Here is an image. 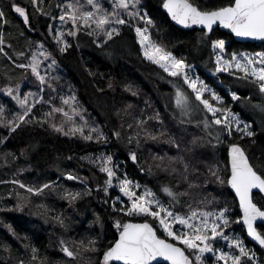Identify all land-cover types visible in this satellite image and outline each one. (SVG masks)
Returning <instances> with one entry per match:
<instances>
[{
	"label": "trees",
	"instance_id": "trees-1",
	"mask_svg": "<svg viewBox=\"0 0 264 264\" xmlns=\"http://www.w3.org/2000/svg\"><path fill=\"white\" fill-rule=\"evenodd\" d=\"M58 1L43 0V7L53 16H58L60 8H49V5H54ZM195 2L201 7L212 8L226 5L230 0H195ZM13 3L28 9L31 27L25 25L22 17L15 13L11 7ZM142 7L160 29L161 42L177 57H186L187 62L194 66V73L223 97L225 105L230 107L232 112L237 113L242 121L250 124L256 135L240 139L242 134L233 130L230 137L224 136L222 142L217 143L214 137L206 136L201 128L196 127L194 121L192 124L179 123L174 118V103L169 100L174 89L170 81L178 82L177 78L170 77L158 65L144 58L135 33L130 28L123 27L121 35L114 37L103 47L98 46L94 37L83 33L75 38L68 37L72 46L61 53L59 45L54 44L52 40L53 32L47 31L49 26L54 28V20L35 12L31 0H0V8L5 12V17L0 19V33L5 36L6 42L3 47L8 54L5 56L0 53V97L4 89L9 86L15 87L26 82L22 91L29 87L32 74L17 65L27 62L30 50L41 42L55 57L56 65L62 73L63 84L72 88L78 105L86 110L93 126L102 128L109 137V142L106 144L97 143L95 140L85 141L78 136L70 137L56 133L49 128V124L22 125L15 133L0 128L2 156L0 178L21 180L28 177L33 187H40L45 183L55 186L54 191L46 189L41 195L33 197L24 195L26 211L21 215L15 211L13 214L12 211L17 209V194L20 196L25 190L19 187L12 188L10 184L5 189H0L2 191L0 203L3 205H0V264H17L21 258L28 264L30 249H26L25 244H31L39 249V260L43 261V264H88L84 260L72 261L67 258L60 250V240L63 239L66 243L84 240L87 243L90 237L100 241V252L92 256V264H98L105 242L114 241L118 237L114 227L115 219H120L122 223L144 222V217H128L124 213L112 210L111 200L117 195L128 203L127 198L123 197L115 187L109 190L108 196L103 192L93 191L91 196H84L71 204L62 198L65 190L83 192L86 187L83 178H87V187L93 189L106 179V174L99 172L98 168L90 164L85 157L98 156L101 153L112 155L122 172H126L129 178L138 181L142 186L157 192V195L167 203V197L159 191L160 186L169 183L175 185L177 178L157 169L153 159L154 155H163L165 148L160 141L166 140L167 137L158 140L142 137L139 147L134 141L130 144L127 140L128 137L135 136L137 121L147 120L156 111L164 121L166 132L175 136L180 144V136L184 132L192 134L190 141L193 136L204 137L196 148L193 160L196 167L199 169L202 167L204 171L196 181L202 186L194 190L193 196L197 200L207 197L210 202L208 210H218L226 204L234 218L241 216L238 201L229 185H220L214 177L208 175L201 158L204 152L208 154L207 149H209L218 152L221 164L229 165L228 148L229 144L235 141L244 145L252 155L264 159V114L254 107L261 104L264 94L259 93L255 85L238 80L227 72L216 73L214 70L216 53L210 41L224 38L227 53L261 52L264 51V42L237 41L233 35L220 28L214 29L208 35L204 34L206 30L181 29L173 24L164 12L162 0H142ZM5 19L7 23L4 22ZM153 36L156 38L155 33ZM20 52L26 55L21 57L18 55ZM12 60L16 63L14 64ZM48 80L52 84L51 76ZM182 86L190 92L186 85ZM34 88L36 89L35 85ZM233 91L241 96L240 101L231 99ZM133 92L137 94L133 95ZM60 97V88L52 91L47 86L43 96L46 103H38L33 109L35 115L30 118L35 120L54 106L62 107ZM47 101L51 102L47 103ZM1 106L10 112L20 111L19 106L9 96H3ZM147 127L156 131L160 128L155 120H149ZM116 131L121 133L120 139L114 135ZM169 149L174 147L171 146ZM133 150L137 153L136 162L130 158V152ZM168 152L171 155L175 154L173 151ZM185 157H190V154ZM3 158L7 159V163L2 160ZM149 166L151 172L147 170ZM69 173L81 179L69 180L67 179ZM229 173V168H225V180ZM185 188L186 185L180 186L179 190ZM3 197L5 198L2 200ZM213 198L214 203H211ZM106 200L108 203L104 202ZM187 200L188 197L182 199L179 211H187L183 206ZM119 207L121 205L118 203L117 208ZM3 209L9 211L5 212ZM59 214L65 218L67 229L54 222L53 217ZM97 216L102 218L103 223L97 222ZM147 219L155 227H159L151 218ZM9 224L13 227L12 231L9 229ZM13 231L16 235H13ZM233 233L240 236L244 244L255 252L259 264H264V249L249 239L243 225L233 223L227 234ZM5 247L10 250L5 251ZM219 247L228 250L226 242H220ZM206 260L208 264H213L211 254H206Z\"/></svg>",
	"mask_w": 264,
	"mask_h": 264
},
{
	"label": "snow or ice",
	"instance_id": "snow-or-ice-1",
	"mask_svg": "<svg viewBox=\"0 0 264 264\" xmlns=\"http://www.w3.org/2000/svg\"><path fill=\"white\" fill-rule=\"evenodd\" d=\"M31 4L35 12L52 20L59 19L61 25L71 23V28L66 31L57 29L52 35V40L59 45L61 53L72 46L66 37L75 38L83 33L94 37L98 46L103 47L114 37L120 36L123 27L130 28L135 33L144 58L158 65L170 77L177 78L178 82L170 81L173 83L174 93L169 100L174 103V118L179 123L192 124L195 121L196 127L201 128L206 136L214 137L217 143H221L224 136L230 137L233 130L242 134L240 139L256 135L251 125L242 121L237 113L232 112L231 108L225 105L223 97L194 73V66L187 62L186 57H177L161 42L160 29L142 7V0H110L107 6L102 0H68L67 3L49 5V8L61 9L58 17L45 10L43 0H31ZM162 6L167 10L172 21L185 28L201 26L206 30L205 35L212 33L214 26H222L230 29L236 37L264 41V0H230L226 5L212 8L201 7L195 0H162ZM11 7L22 17L23 23L31 27L28 9L17 3H13ZM4 17L5 12L0 8V19ZM4 22L7 23L6 19ZM47 31L52 33V27L49 26ZM5 42V36L0 33V53L7 56L3 47ZM210 43L216 53L214 69L216 73L227 72L238 80L255 85L258 92L264 94V51L227 53L224 38H216ZM8 47L10 48L11 45L9 44ZM18 55L24 57L26 54L20 52ZM8 58L12 59V57ZM48 60H51L48 68H53L57 64L52 53L40 43L36 52L30 56L29 62L17 66L29 69L39 82V86L47 85L55 91V87L49 83L47 69L43 72L41 70L42 65ZM182 85H186L190 92ZM4 91L20 109L10 112L0 106V127L6 128L9 133H15L26 124L36 123L41 126L49 124L54 132L64 136H78L85 141L95 140L97 143L109 142V137L102 128L91 126L84 119L75 95L60 97L62 104L67 105L70 111L64 107L54 106L49 112L33 120L30 118L35 115L33 109L38 103H46L43 96L32 92L20 95L19 85L16 88L9 86ZM136 94L133 92V95ZM231 99L240 101L242 98L233 91ZM254 107L264 113V103ZM53 113L62 114L64 119L59 124L55 123L51 119ZM77 117L80 118V122L77 121ZM149 120H155L159 124V131L147 127ZM136 127L135 136L128 137V143L134 141L139 147L142 137L151 140L167 137L165 142L178 150L176 156L156 155L153 158L156 168L169 176H175L177 182L175 185L169 183L160 186L159 191L167 197L165 203L157 192L142 186L138 181L129 178L126 172H122L112 155L101 153L98 156L85 157L90 164L98 168L99 172L106 174V179L93 189L87 187V178H83L86 185L83 192L65 190L62 198L71 204L84 196H91L93 191L103 192L108 196L109 190L115 187L123 197L127 198L128 203L117 195L111 200L112 210L124 213L128 217L145 218L142 223L131 221L122 223L120 219H115L114 227L118 232V239L105 242L98 264H166V262L167 264H208L206 254H211L213 264H259L255 252L244 244L243 239L235 233L227 234V230L233 223H242L246 226L247 235L264 247V231H261L264 229V159L252 155L244 145L234 141L229 144L228 149L230 168L229 165L222 166L217 163L207 169L208 175L214 177L220 185H230L238 197L242 216L234 218L226 204L218 210H208L210 202L207 197L197 200L193 196L194 190L202 186L196 181L203 173H200L193 159L196 148L204 137L193 136L192 140L182 148L177 139L166 132L164 121L158 111L147 120H138ZM114 135L117 139L121 137L119 131ZM187 154H190L191 158L186 159ZM130 158L133 162L137 161L136 151L130 152ZM224 168H229L230 174L227 180L221 175ZM147 170L151 172V166ZM67 179L81 178L69 173ZM13 183L19 184L21 189H26L27 193L34 195H41L46 189L55 190L54 185L47 183L40 187L29 186L18 180H14ZM181 183L186 185L184 190H179ZM17 195L16 208L23 211L26 197ZM185 197H188V200L183 206L187 211L181 212L178 208L182 206L181 201ZM104 202L108 203L107 200ZM118 203L121 205L119 208H117ZM211 203H214V198ZM147 218H151L159 227L148 222ZM53 220L67 229L62 214L53 217ZM97 222L103 223L102 218L97 216ZM9 229L11 230V226ZM13 235H16L14 231ZM220 242H226L228 250L219 247ZM99 245L100 241L93 237L88 238L87 243L84 240L67 243L63 239L60 240V250L67 258L72 261L86 259L88 264H92V256L100 252ZM25 248L30 249L28 264L32 262L43 264V261L39 260L38 248L31 244H25ZM9 250L5 247V251ZM85 253L89 255L85 257ZM17 264H26V262L20 259Z\"/></svg>",
	"mask_w": 264,
	"mask_h": 264
},
{
	"label": "rangeland",
	"instance_id": "rangeland-1",
	"mask_svg": "<svg viewBox=\"0 0 264 264\" xmlns=\"http://www.w3.org/2000/svg\"><path fill=\"white\" fill-rule=\"evenodd\" d=\"M58 1V0H57ZM60 2H63V3H67L68 2V0H60ZM59 1H58V3H60ZM102 2H104L105 3V5L107 6V4L108 3H110V0H102ZM59 14H61V9H60V11L58 12ZM58 14V15H59ZM58 17V16H57ZM53 34H55V32H56V30L57 29H61V30H67L68 28H71L72 27V25H71V23L69 22V23H67L66 25H61V22L59 21V19H56V20H54V24H53ZM68 37H66V39H67ZM41 43V42H40ZM40 43H37L31 50H30V56L33 54V53H35L36 52V50H37V48L39 47V45H40ZM54 44H55V42H54ZM45 46V45H44ZM45 48L48 50V47H46L45 46ZM49 51V50H48ZM53 55V54H52ZM30 56H29V58H30ZM29 58H28V61L27 62H25V64H27L28 62H29ZM12 62L15 64L16 63V61H14V60H12ZM51 63V60H48V61H45V63L42 65V72H43V70L44 69H47V71H48V77L49 76H51V78H53V77H57L58 79H52V85L55 87V88H60V90H61V97H65V96H70V95H74V91L72 90V88L70 87V86H68V85H64L63 83H64V81L62 80V73H61V70H59L58 69V67H57V65H55L53 68H48V65ZM27 70H29V69H27ZM30 71V70H29ZM30 73H31V71H30ZM30 82V84H29V87L28 88H26L25 89V91H22V89H23V87H24V85L26 84V82H24V83H21V84H19V94L20 95H27L29 92H32V93H34V94H36V93H39V96H44V94H45V91H46V88H47V85H45V86H39V82L38 81H36V79H35V77L32 75V80L31 81H29ZM34 85L36 86V89L34 88ZM17 86H15V87H12V88H16ZM173 93H174V89H173V92H172V95H173ZM3 96H8L7 95V93L6 92H4L3 91V94H2V96L0 97V106L2 105V98H3ZM37 98H39V97H37ZM62 103V102H61ZM171 103H172V101H171ZM262 103H264V100H262L261 101V104ZM62 107H64L66 110H69L70 111V109H68V106L67 105H63L62 104ZM79 108L81 109V111H82V113H83V116H84V119H86L88 122H89V124L91 125V126H93V123H91V120L88 118V113L86 112V110L85 109H83L81 106H79ZM262 113V112H261ZM264 114V113H263ZM52 120H54V122L55 123H57V124H59L63 119H64V117L62 116V114H58V113H53V117L51 118ZM77 121L78 122H80V118L79 117H77ZM194 123H195V121H194ZM50 126V125H49ZM48 126V127H49ZM0 128H3V127H0ZM50 129H52L51 127H49ZM57 133V132H56ZM168 133V132H167ZM168 134H170V133H168ZM170 135H172V134H170ZM195 135H196V133H195ZM70 137H73V136H70ZM175 137V136H174ZM191 137H192V134L191 133H188V132H184L183 134H181V136H180V141H181V147L183 148L185 145H187L188 144V142L190 141V139H191ZM176 138V137H175ZM167 139V138H166ZM177 139V138H176ZM166 140H164V141H160V143H161V145H162V147H164L165 148V151L163 152V155L162 156H176L177 155V153H178V150L173 146V145H167V144H169V143H166L165 142ZM171 146H173L174 147V149H169V147H171ZM168 151H173L175 154L174 155H171V154H169V152ZM207 151H208V154H206V152H204V154L202 155V160H203V163H204V165L206 166V171H207V169L209 168V167H211V166H213L214 164H217V163H219V164H221L220 162H219V155H218V152H214L213 150H209V149H207ZM154 155V154H153ZM154 156H156V155H154ZM0 157H2L1 156V154H0ZM186 159H189V158H191V157H185ZM195 158V157H194ZM4 162H6L7 161V159L6 158H3L2 159ZM194 160V159H193ZM7 163V162H6ZM194 163V162H193ZM222 166H223V164H221ZM225 169V168H224ZM224 169L222 170V172H221V175H223L224 176ZM199 171H200V173H203L204 171H203V169H202V167L199 169ZM204 174V173H203ZM230 174V173H229ZM14 180H18V181H20V182H22V183H24V184H26V185H29V186H32V185H30V182H29V180H28V177H25V178H23V179H21V180H19V179H4V178H0V189H2V188H6L7 186H9V184L12 186V188H14V187H19V184H14L13 183V181ZM180 186L181 187H184L185 186V184H183V183H181L180 184ZM20 188V187H19ZM23 190H25L23 193H21L20 194V196H23L24 197V195H26V194H28L30 197H33L34 196V194H30V193H27L26 192V189H23ZM0 194H2V191L0 190ZM6 196V195H5ZM7 197V196H6ZM5 197H3L2 198V200L4 199ZM1 200V201H2ZM5 201V200H4ZM17 203H18V199H17V201H16V205H17ZM0 205H2L1 203H0ZM3 206V205H2ZM3 211H9L8 209L6 210H4L3 209ZM16 213H19L20 215H21V213H23V211L25 212L26 211V206L24 207V210L23 211H19V210H17V209H15V210H13L12 211V213L14 214L15 212ZM9 226H11V229H13V227H12V225L11 224H9ZM4 228H6V226H4ZM7 229V228H6ZM10 231H12V230H10ZM85 255V257H87L89 254L88 253H85L84 254ZM22 259V258H21ZM24 260V259H23ZM86 263H88V261L85 259L84 260Z\"/></svg>",
	"mask_w": 264,
	"mask_h": 264
},
{
	"label": "water",
	"instance_id": "water-1",
	"mask_svg": "<svg viewBox=\"0 0 264 264\" xmlns=\"http://www.w3.org/2000/svg\"><path fill=\"white\" fill-rule=\"evenodd\" d=\"M162 8H163V7H162ZM163 10H164V12L167 14V10L164 9V8H163ZM167 15H168V14H167ZM168 16H169V15H168ZM169 18L171 19L170 16H169ZM171 21H172V20H171ZM172 23L175 24L176 26H178V27L181 28V29H186V30H188V29H199V30H204V29H202L201 26H196V25H194V26H192V27H190V28H185V27L182 26V25H178L175 21H172ZM216 28H220L221 30H224V31L230 33L231 35H233V37H234L237 41H241V42H253V43L264 42V41L254 40V39H252V38H241V37H236L235 34L232 33L230 29H225V28H223L222 26H219V27H218V26H214V29H216ZM228 149H229V148H228ZM228 162H230L229 152H228ZM229 168H230V163H229ZM229 187H230V185H229ZM230 189H231V187H230ZM231 191H232L233 194L235 195L234 190L231 189ZM254 192H255V190H254ZM235 197H236V199H237V201H238V204H239V199H238V197H237L236 195H235ZM240 212H241V216H242V210H240ZM134 223H142V222H134ZM241 225H242V223H241ZM243 227H244V229L246 230V226H243ZM246 233H247V231H246ZM248 237H249V239H250L253 243H255L257 246L261 247V246H260L256 241H254L250 236H248ZM117 239H118V237H117ZM261 248L264 249V247H261ZM166 264H167V262H166Z\"/></svg>",
	"mask_w": 264,
	"mask_h": 264
}]
</instances>
